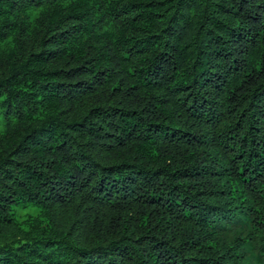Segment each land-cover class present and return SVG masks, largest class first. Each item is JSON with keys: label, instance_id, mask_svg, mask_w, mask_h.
<instances>
[{"label": "trees", "instance_id": "1", "mask_svg": "<svg viewBox=\"0 0 264 264\" xmlns=\"http://www.w3.org/2000/svg\"><path fill=\"white\" fill-rule=\"evenodd\" d=\"M0 264H264V0H0Z\"/></svg>", "mask_w": 264, "mask_h": 264}]
</instances>
